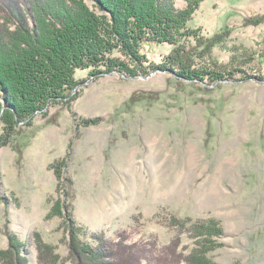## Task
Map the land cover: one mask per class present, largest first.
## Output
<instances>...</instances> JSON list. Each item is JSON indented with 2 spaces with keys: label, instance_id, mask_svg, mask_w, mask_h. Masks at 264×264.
<instances>
[{
  "label": "rangeland",
  "instance_id": "obj_1",
  "mask_svg": "<svg viewBox=\"0 0 264 264\" xmlns=\"http://www.w3.org/2000/svg\"><path fill=\"white\" fill-rule=\"evenodd\" d=\"M162 1L195 11L175 44L113 41L117 68L76 70L68 96L13 111L15 126L2 107L0 252L14 236L28 264L38 245L50 264H77L73 221L85 243L125 240L157 264L216 226L213 264H264V0Z\"/></svg>",
  "mask_w": 264,
  "mask_h": 264
},
{
  "label": "trees",
  "instance_id": "obj_2",
  "mask_svg": "<svg viewBox=\"0 0 264 264\" xmlns=\"http://www.w3.org/2000/svg\"><path fill=\"white\" fill-rule=\"evenodd\" d=\"M94 4L96 13L81 1H75L74 9L67 7L66 0H0V11L6 15L0 25V113L7 107L3 116L7 123L17 125L13 111L26 119L46 103L56 104V99L68 96L76 87V70L108 69L111 61L106 54L113 41L131 50L139 43L175 44L195 12L190 7L174 13L162 0H94ZM26 12L29 16L32 12L37 29L31 30L26 23ZM10 49L18 54L13 57ZM70 230L69 249L77 264H142L145 259L142 247L127 245L121 237L120 242L93 237L92 246L80 239L82 234L73 221ZM192 231L199 240L196 250L187 256L169 253L168 260H157V264H213L205 254L210 251V239L221 230L198 226ZM8 244L6 252H0L8 259L3 264H28L24 245L14 236ZM41 247L39 264H50Z\"/></svg>",
  "mask_w": 264,
  "mask_h": 264
},
{
  "label": "bare ground",
  "instance_id": "obj_3",
  "mask_svg": "<svg viewBox=\"0 0 264 264\" xmlns=\"http://www.w3.org/2000/svg\"><path fill=\"white\" fill-rule=\"evenodd\" d=\"M126 74V73H125Z\"/></svg>",
  "mask_w": 264,
  "mask_h": 264
}]
</instances>
